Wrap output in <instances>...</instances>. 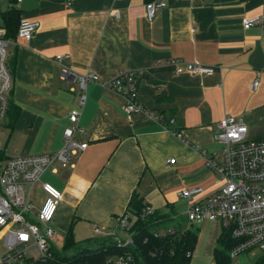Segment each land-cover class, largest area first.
<instances>
[{"label": "crops", "instance_id": "0c3cea01", "mask_svg": "<svg viewBox=\"0 0 264 264\" xmlns=\"http://www.w3.org/2000/svg\"><path fill=\"white\" fill-rule=\"evenodd\" d=\"M148 1L15 4L21 22L38 21L40 27L29 41L10 38L14 84L8 117L0 125L6 130L0 159L63 147L69 115L80 109L79 84L63 78L65 68L92 72L104 82L122 70H138V101L164 120L157 122L144 112L128 118L122 96L89 83L73 137L87 147L74 157L73 167L55 165L57 179H40L34 186L40 202L36 207L46 198L42 186L47 183L62 194L52 221L56 234H73L77 225L81 231L101 225L105 232L117 233L116 219L128 213L137 193L143 204L165 215L155 229L194 231L196 226V248L204 244L214 255L221 225L191 223L186 211L194 198L179 194L198 187L210 193L218 187L198 154L201 149L220 151L213 130L218 121L241 119L248 139H264V28L242 25L245 18L264 20V0H160L166 6L152 22L146 18ZM11 5L9 1L4 11ZM0 26L5 27L3 18ZM173 59L197 62L213 72L176 74L169 65ZM255 80L256 90L251 88Z\"/></svg>", "mask_w": 264, "mask_h": 264}, {"label": "built area", "instance_id": "2783aa9c", "mask_svg": "<svg viewBox=\"0 0 264 264\" xmlns=\"http://www.w3.org/2000/svg\"><path fill=\"white\" fill-rule=\"evenodd\" d=\"M22 1L16 0L15 4ZM63 1L67 5L74 2ZM165 6L160 0L146 3L147 20L152 22L157 10ZM242 25L245 29L253 26L264 28V20L262 16L245 18ZM39 27L38 21H22L17 37L29 41ZM6 33V28L0 26V124L8 117L14 84L8 66V49L12 42L6 38ZM169 65L176 74L205 75L213 72L211 67L181 59H173ZM63 78H72L80 87V109L73 110L69 115L70 124L64 131L63 147L49 154L0 159V236L4 238L6 247L0 257V264H82L75 261V252L57 253L52 245L56 230L50 223L62 201V194L52 185L43 184L46 198L37 208L31 198V190L46 171L52 168L53 173L57 172L56 164L73 167L74 157L86 149L87 144H77L73 137L79 130L81 109L86 103L89 83H98L122 96L123 110L128 118L137 112H144L157 122L165 118L163 114L150 112L138 101V70H122L104 82L92 72L81 74L65 68ZM257 87L258 81L255 80L251 88L256 90ZM213 130L215 141L221 145L220 151L201 149L198 154L203 158L206 168L214 174L218 187L210 193H205L200 187L183 190L179 194L182 199L194 198L186 211L187 218L194 224L216 222L229 232L233 240L229 252L231 264H236L235 260L240 255L260 259L264 256V139H248L247 125L234 117L218 121ZM169 163L174 164L175 159ZM142 215H154V211L146 206ZM116 222L124 232L128 231L131 224L128 214L117 217ZM92 238L112 239L113 244L124 251L107 259L104 264H136V245L132 235L120 236L114 231L105 232L104 226L94 225Z\"/></svg>", "mask_w": 264, "mask_h": 264}, {"label": "trees", "instance_id": "16d2710c", "mask_svg": "<svg viewBox=\"0 0 264 264\" xmlns=\"http://www.w3.org/2000/svg\"><path fill=\"white\" fill-rule=\"evenodd\" d=\"M2 1L4 0H0V3ZM9 1L12 4L11 7L1 14L7 31L6 38L12 39L17 36L21 23V11L15 6L16 0ZM151 1L153 0L148 2ZM146 206L137 193L133 194L128 205L127 214L131 222L128 231L135 240L136 264H191L198 242V233L190 229L185 231L176 229L161 233L155 227L162 219L164 221L165 215L155 211L154 215L143 216V209ZM232 242L229 232L222 229L214 250L215 264H231L229 252ZM65 246L74 249L75 261L82 264H104L107 259L124 252L113 244L112 239L91 238L88 243L77 242L71 231L66 236ZM260 262L263 264L264 257L259 259L258 263Z\"/></svg>", "mask_w": 264, "mask_h": 264}, {"label": "rangeland", "instance_id": "374dc122", "mask_svg": "<svg viewBox=\"0 0 264 264\" xmlns=\"http://www.w3.org/2000/svg\"><path fill=\"white\" fill-rule=\"evenodd\" d=\"M8 2H9L8 0H4L0 3V25L2 24L1 12L7 8ZM5 137H6V130L0 129V147L3 146V142L5 141ZM219 146L220 145L218 144V148H219ZM57 178H58L57 175L52 174V168L49 169L48 171H46L41 176V179L44 181H48V180L52 181L53 179H57ZM38 197H39L38 188L34 187L31 191V198H32V200H34L37 207L40 205V202H37V200H36V199H38ZM50 225L54 228L53 223H50ZM194 231L197 232L198 234L200 233V231H198L196 229V226H194ZM123 232L124 231L119 229L117 233L120 236H125V234ZM92 235H93V227H92V232H91V230L81 231L80 225H77L75 233L73 232V236L76 239V241H78V242L82 241V242L88 243L90 241V239L89 240H85V239L89 238V236H92ZM65 242H66V234L63 235L61 233H57L54 236V238L52 239V245H53L54 250L57 253H63V254L64 253H73L74 249L70 248V247L67 248L65 246ZM5 251H6L5 240L3 237L0 236V257L5 253ZM192 257L193 258L191 260V264H215L214 255L207 251L204 244L200 246V249H198V246H197V248H195L194 255ZM263 257L264 256H262L260 258L262 259ZM255 258H256L255 256L248 257L247 255H240L239 257H237L235 262H236V264H261V262L258 263L259 259L258 258L255 259ZM263 264H264V262H263Z\"/></svg>", "mask_w": 264, "mask_h": 264}]
</instances>
